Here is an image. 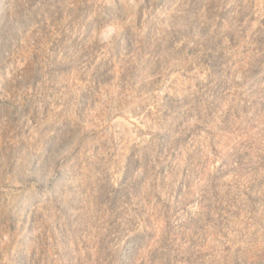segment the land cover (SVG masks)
Listing matches in <instances>:
<instances>
[{"label":"rangeland","instance_id":"rangeland-1","mask_svg":"<svg viewBox=\"0 0 264 264\" xmlns=\"http://www.w3.org/2000/svg\"><path fill=\"white\" fill-rule=\"evenodd\" d=\"M0 264H264V0H0Z\"/></svg>","mask_w":264,"mask_h":264}]
</instances>
